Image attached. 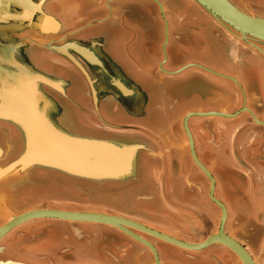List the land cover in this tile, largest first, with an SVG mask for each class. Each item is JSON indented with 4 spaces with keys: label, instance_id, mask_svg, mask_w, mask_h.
Segmentation results:
<instances>
[{
    "label": "flooded vegetation",
    "instance_id": "af4514ba",
    "mask_svg": "<svg viewBox=\"0 0 264 264\" xmlns=\"http://www.w3.org/2000/svg\"><path fill=\"white\" fill-rule=\"evenodd\" d=\"M28 1L0 0V62L43 76L67 129L140 148L122 181L34 168L1 187L0 264H245L232 243L264 264V41L194 0H54L60 31ZM228 1L264 20V0ZM0 150H21L1 120ZM31 210L122 221H15Z\"/></svg>",
    "mask_w": 264,
    "mask_h": 264
},
{
    "label": "water",
    "instance_id": "95a60500",
    "mask_svg": "<svg viewBox=\"0 0 264 264\" xmlns=\"http://www.w3.org/2000/svg\"><path fill=\"white\" fill-rule=\"evenodd\" d=\"M49 1L34 0L30 6L40 4L41 8H47ZM194 1L227 28L238 32L243 40L250 36L264 41V20L252 18L228 0ZM248 43L252 44L249 41ZM15 80L17 96H8V101L17 116L0 115V120L16 128L21 151L9 164H0V188L8 183L24 180L28 171L34 168L58 170L97 183L122 181L130 174L139 145H116L67 129L61 121L60 110L55 105H42V100L39 105L37 91L41 84L47 83L43 76L34 69L27 68V71L17 73ZM44 216L111 224L122 221L105 214L60 210H31L18 216L15 221L22 222ZM230 245L241 255L245 264H251L243 255V249L235 243Z\"/></svg>",
    "mask_w": 264,
    "mask_h": 264
},
{
    "label": "bare ground",
    "instance_id": "6f19581e",
    "mask_svg": "<svg viewBox=\"0 0 264 264\" xmlns=\"http://www.w3.org/2000/svg\"><path fill=\"white\" fill-rule=\"evenodd\" d=\"M11 51L12 49L7 52V55L5 54L2 58H11ZM0 65L3 68H0V72L2 74L0 75V115H9V116H17L15 111L11 109V103L8 101V96L15 97L17 96V91L15 89L14 82L15 75L17 73H22L23 71H27V68L21 64L19 61L15 60H7L1 61ZM6 75V77L4 76ZM37 76V75H36ZM40 89L37 91V96L39 97L38 102L40 105L41 99H40ZM10 108V109H9ZM1 153V150H0Z\"/></svg>",
    "mask_w": 264,
    "mask_h": 264
},
{
    "label": "crops",
    "instance_id": "0c3cea01",
    "mask_svg": "<svg viewBox=\"0 0 264 264\" xmlns=\"http://www.w3.org/2000/svg\"><path fill=\"white\" fill-rule=\"evenodd\" d=\"M33 1L34 0H29L28 2H27V5L28 6H30L31 5V3H33ZM52 1H54V0H50L49 1V6H47V8H41L42 9V13H44L45 15H47L48 17L50 16V18L51 19H53V20H56L57 22H58V26H57V29H56V31H60L61 29H63L64 27H65V25L63 24L64 23V20L62 19V18H60L58 15H56V13L52 10V8H51V3H52ZM17 4H19V3H17ZM25 4V3H24ZM57 33V32H56ZM41 34H43V32L41 33ZM44 34H54V33H49V32H47V33H44ZM81 135V134H80ZM85 136V135H84ZM88 137H90V136H88ZM21 151V150H20ZM20 154V153H19ZM18 154V155H19Z\"/></svg>",
    "mask_w": 264,
    "mask_h": 264
}]
</instances>
